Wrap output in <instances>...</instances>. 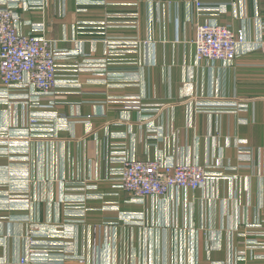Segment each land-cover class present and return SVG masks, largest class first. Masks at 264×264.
<instances>
[{"label":"crops","instance_id":"0c3cea01","mask_svg":"<svg viewBox=\"0 0 264 264\" xmlns=\"http://www.w3.org/2000/svg\"><path fill=\"white\" fill-rule=\"evenodd\" d=\"M28 1L19 27L44 28L60 82L39 100L0 83V264H264L249 247L264 240V0H203L244 32L233 63L196 62V0ZM215 98L243 105L198 107ZM114 149L221 175L132 202L111 180ZM86 196L67 216L64 198Z\"/></svg>","mask_w":264,"mask_h":264},{"label":"built area","instance_id":"2783aa9c","mask_svg":"<svg viewBox=\"0 0 264 264\" xmlns=\"http://www.w3.org/2000/svg\"><path fill=\"white\" fill-rule=\"evenodd\" d=\"M19 0H0V83L6 88H25L30 92L26 95L39 100L43 96H53L59 85L58 64L59 55L53 48L52 40L44 35V28L37 27L32 32H23L19 27L16 8ZM48 0H29L30 8H40L47 5ZM197 14L203 17L195 22V58L197 63L204 61H222L233 63L238 56V45L244 42L243 30H233L229 25L216 20L212 16L218 7L209 6L203 0L195 2ZM214 14V15H213ZM40 24H38L39 26ZM39 33V34H38ZM136 41H128L129 48L136 46ZM241 102L237 100H201L200 110L224 113L238 110ZM211 109V110H209ZM35 123L37 120H30ZM8 134L0 132V136ZM220 167L215 166V168ZM111 180L114 187L132 195L133 201H144L147 197H164L171 190H199L208 181L218 178L221 173L197 163H174L164 156L152 160H142L128 157L123 149L112 151ZM64 202L72 204V213L82 217L86 209L87 197H65ZM79 205V208H75ZM134 218L141 214L135 213ZM247 226L261 227L259 223ZM31 234L41 238L46 231L40 228ZM35 230V231H36ZM260 235L264 236V232ZM264 239V238H263ZM41 242V239H37ZM33 243L35 241L33 240ZM48 244V243H46ZM42 245V244H40ZM249 247L264 249V240L250 242ZM24 254L18 264H28Z\"/></svg>","mask_w":264,"mask_h":264},{"label":"rangeland","instance_id":"374dc122","mask_svg":"<svg viewBox=\"0 0 264 264\" xmlns=\"http://www.w3.org/2000/svg\"><path fill=\"white\" fill-rule=\"evenodd\" d=\"M36 118H37V117H35V119H36ZM6 136H8V135H6ZM6 136H5V137H6ZM82 186L85 187L86 184H85L84 182H82ZM86 187H88V186H86ZM86 187H85V188H86ZM116 189H117V188H116ZM118 190H119V189H118ZM127 193H128V192H127ZM86 197H88L87 200H90V199H91L90 196H86ZM70 198H71V197H70ZM130 201H132V202H142V201H133V200H132V195H131V199H130ZM85 206H86V209H88V210L90 209L89 207H87V203L85 204ZM64 207H65L66 210H67V211H66L67 216H69L68 214H71V213H72V212H71L72 209H70V207H72V204H69L68 202H66V204L64 205ZM67 208H69V209H67ZM86 212H87V211H86ZM85 214H86V213H85ZM132 214H135V213H132ZM132 214H131V216H136V215H132ZM138 214H139V213H138ZM129 218H130V217H129ZM36 229H37V228H35V230H36Z\"/></svg>","mask_w":264,"mask_h":264}]
</instances>
